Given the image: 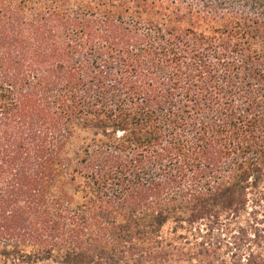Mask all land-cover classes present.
<instances>
[{
	"label": "trees",
	"instance_id": "obj_1",
	"mask_svg": "<svg viewBox=\"0 0 264 264\" xmlns=\"http://www.w3.org/2000/svg\"><path fill=\"white\" fill-rule=\"evenodd\" d=\"M0 264H264V0H0Z\"/></svg>",
	"mask_w": 264,
	"mask_h": 264
}]
</instances>
